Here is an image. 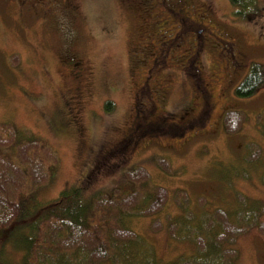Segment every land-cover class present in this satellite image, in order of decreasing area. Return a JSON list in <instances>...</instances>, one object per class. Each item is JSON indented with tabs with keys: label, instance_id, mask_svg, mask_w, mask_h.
I'll use <instances>...</instances> for the list:
<instances>
[{
	"label": "rangeland",
	"instance_id": "1",
	"mask_svg": "<svg viewBox=\"0 0 264 264\" xmlns=\"http://www.w3.org/2000/svg\"><path fill=\"white\" fill-rule=\"evenodd\" d=\"M131 2L134 12L122 0H0V132L8 131L2 139H11L0 146V158L18 164L12 160L16 148L28 140L48 147L56 157L50 177L37 190L31 181L25 182L29 187L20 194L24 212L17 225L25 230L45 216L43 205L56 200L64 189L69 193L76 189L80 202L91 203L92 208L102 197L107 198L106 204L119 203L121 196L134 192L130 198L135 201L138 195L139 200L130 214H119L123 225L153 247L157 261L168 263L195 252L193 243L169 236L170 225L191 226L202 211L221 208L232 215L239 208L257 214L263 229L252 225L225 248L236 250L233 264H264V0H193L194 14L210 32L202 33L196 51L189 43L199 28L193 23L179 44H165L170 51L180 50L177 60L173 62L170 54L154 68V75H160L161 85L168 90L166 108L173 113L166 115L187 128L148 130L138 146L128 151L127 159L120 152L102 157L101 149L130 125L136 110L133 90L146 67L153 65L136 49L149 41L151 13L144 17L148 33L143 31V36L133 22L140 1ZM162 33L163 28L155 30L151 37L160 36L163 41ZM65 50L76 55L84 71L82 110L76 114L79 131V123L68 117L75 81L65 75ZM195 51L201 68L195 74L204 78L214 105L207 111L204 126L194 121L198 125L188 127L184 123L196 116L202 103L198 88L191 83L192 66L186 71L183 63ZM252 64L260 65L262 82L252 94L241 97L235 88ZM232 112L241 118L229 129L227 118ZM133 174L141 177L133 178ZM157 189L166 192L162 206L144 215L140 211ZM30 194L33 197L25 201ZM237 194L245 197L243 202ZM80 202L84 208L89 206ZM186 202L194 219L181 209ZM92 212L96 214L92 224L105 220L101 210L93 208ZM183 216L187 222H179ZM108 217L110 224L115 222L114 211ZM15 225L0 232L4 245L0 251L7 264H24V250L13 239L23 230L14 229Z\"/></svg>",
	"mask_w": 264,
	"mask_h": 264
},
{
	"label": "trees",
	"instance_id": "2",
	"mask_svg": "<svg viewBox=\"0 0 264 264\" xmlns=\"http://www.w3.org/2000/svg\"><path fill=\"white\" fill-rule=\"evenodd\" d=\"M260 71L259 64H252L248 74L235 88V93L241 97L252 94L262 82ZM108 103L105 104L106 109ZM240 118L238 112L230 113L227 118L228 128L233 129L237 126ZM7 133L8 131L3 134L7 136ZM3 134L0 132V146L6 143V140L11 141L10 138L2 139ZM9 135L14 136V131H9ZM18 145L12 159L18 164L0 158V232L8 230L15 224L14 229L21 228L17 223L24 212L20 194L24 188L27 191L29 187L25 182L31 181L37 190L50 177L51 166L56 162V157L48 147L39 143L40 147L36 141L28 140ZM139 174H133V178L141 177ZM65 190L60 192L56 200L43 205L47 210L45 216L28 224L25 228V230L28 228L27 231L21 228L19 230L23 231L15 234L13 238L16 239L15 243L21 245L24 250L22 256L24 264H32V258L35 259L34 264H233L236 250L225 247L233 244L235 237L252 225L263 229V222L258 220L257 214L244 213L239 208L234 209L232 215L227 212L228 210L221 208L212 212L202 211L194 225L189 226V223L182 226L176 223L170 225L169 236L175 241L193 243L195 252L191 256L180 257L177 261L164 263L162 260H156L153 247L147 241L123 225V218L120 215H128L130 211L136 209L138 195L135 201L130 198L134 192L121 196L120 202H116L118 205L114 203L117 200L106 204L104 201L107 198L105 200L104 197L100 198L99 204L93 208L101 210L100 217H105L106 221L97 220L92 224L93 216L96 215L92 212V204L80 202L76 189L70 190V193ZM32 192L34 190L31 194ZM31 194L25 201L33 197ZM165 195V191L157 189L154 197L150 195L147 200L151 201L150 204L140 212L150 215L160 209ZM244 199V196L237 194L238 201L243 202ZM200 200L202 206L204 200L202 198ZM79 202L89 206L84 208L78 204ZM2 207L7 210L2 211ZM181 209H184L187 218L194 219L195 213L190 211L187 202L182 204ZM110 211L116 214L115 222L112 224L109 223L108 217ZM184 216L179 222H187ZM2 227L6 229L1 230ZM13 228L10 232L14 231ZM3 246L1 243L0 250ZM0 264H7L1 251Z\"/></svg>",
	"mask_w": 264,
	"mask_h": 264
},
{
	"label": "flooded vegetation",
	"instance_id": "3",
	"mask_svg": "<svg viewBox=\"0 0 264 264\" xmlns=\"http://www.w3.org/2000/svg\"><path fill=\"white\" fill-rule=\"evenodd\" d=\"M123 1L128 2L129 4H126V6L130 7L131 11L134 12V4L131 2V0ZM139 1L140 10L133 13V18L135 17L133 22L137 29L136 32L143 33L144 31L148 33L144 17L148 15V13H151L150 17L147 18L149 23L153 24V26H151L150 33L154 34L155 30L160 31L163 28L161 37L164 40L162 41L160 36L155 37L154 40L153 37H151V34H148L147 38L149 41L145 45L136 47V49L139 51V54L143 57H147L149 61L151 60L153 65L146 67L144 70L145 72H143L144 75L142 76L140 85L134 89L136 110L132 115L130 125L125 128L120 137L114 143L101 149L100 154L102 157H109L120 152L122 154L121 156H123L124 159H127L128 151H132L138 146L140 138L145 136L148 130L163 129L162 131L165 132L168 129L185 130L187 128L185 125H181L176 121L170 120V117L166 115L173 113L166 108V93L168 90L164 89L161 85L160 75H154V71H156L154 68L155 65H157L161 60L163 63L166 62L170 54H173L174 56L173 62L177 60L180 55V50L174 49L170 51V46L166 47L165 44H171L172 46L179 44L177 42L178 39L183 36L184 31L187 29L191 30L193 23L198 25L199 28H197V34H192V38L188 37L192 39V41L189 42L191 47L195 45L196 48L197 45L202 42L201 37L203 32H210L207 28V25L205 24V21L194 14L193 0ZM59 8L62 9L61 13L64 12L63 7ZM156 36L158 35L156 34ZM149 42H151V44L153 43V45L148 46ZM233 49L234 47H231V50ZM195 50L197 51V48ZM155 51L157 54H155ZM65 53L68 55V57L67 59H62L63 63L65 62L64 64L67 65V67L64 69L67 71L68 77L71 76L75 81V84L72 87V97L69 103L68 117L79 123L77 126L78 129L80 126V119L79 116L76 117V114L82 110L81 79L84 75V71L81 61L76 58L74 53L72 54L70 50L69 52L65 50ZM193 53H190L184 59V69L188 71L189 64L192 66L191 68L194 72V75L192 74L191 77L193 79L194 85L199 90L202 103L201 108L199 109L196 116L189 118L188 121L184 123L188 127L198 125L193 124L194 121H199L201 126H204L207 122V111L214 105L210 99L212 98L211 90L204 86V78L202 79L199 75L195 74V70L200 72L201 68L195 62V57L198 56V53ZM232 56L235 57L236 55L232 54ZM182 57L184 56L182 55ZM158 58L159 60H157ZM146 70H149L147 74ZM195 76L197 78H195ZM204 107L206 108L205 110ZM140 120L142 123L139 122ZM81 129L82 127L79 128L78 131Z\"/></svg>",
	"mask_w": 264,
	"mask_h": 264
}]
</instances>
